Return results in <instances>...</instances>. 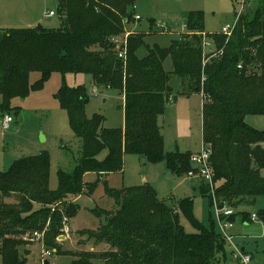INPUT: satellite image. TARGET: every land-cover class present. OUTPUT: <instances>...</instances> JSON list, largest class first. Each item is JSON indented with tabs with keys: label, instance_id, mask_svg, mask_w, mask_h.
<instances>
[{
	"label": "trees",
	"instance_id": "trees-1",
	"mask_svg": "<svg viewBox=\"0 0 264 264\" xmlns=\"http://www.w3.org/2000/svg\"><path fill=\"white\" fill-rule=\"evenodd\" d=\"M133 3L58 0V28L0 29L3 113L12 98L41 89L54 72L89 75L97 90L114 89L124 99L123 127L105 128L103 116L86 117L89 95L84 86L60 87L55 97L81 141L80 156L71 172H57L56 190L48 186L46 152L20 158L0 171V196L18 198L14 203L0 201V264H25L21 250L28 253L34 233L41 235L44 249L72 257L70 264H226L227 242L212 214L203 225L193 217L190 199L169 207L148 183L120 189L105 183L114 211H101L105 222L96 231L81 233L107 250L62 252L56 242L76 212L71 199L95 189L96 183H84L86 174L121 173L126 154L163 160L179 176L193 169L190 153L164 151L158 118L170 100L172 76L180 79L185 94L202 96V144L211 150L213 196L207 184L199 190L209 208H230L232 214L220 215L222 219L246 222L251 216L246 208L264 197V131L245 123L247 115L264 114V0H256L252 17L238 14L229 38L205 32L203 13L192 11L184 20L185 32L168 46L145 45L151 33L132 32L125 58H119L113 39L120 38L123 48L124 31L135 21ZM140 48L146 49L142 57L137 55ZM167 58L170 71L163 67ZM32 72L40 78L30 86ZM103 150L107 154L98 160ZM180 215L194 224V233L183 230ZM255 215L264 225V208Z\"/></svg>",
	"mask_w": 264,
	"mask_h": 264
},
{
	"label": "rangeland",
	"instance_id": "rangeland-1",
	"mask_svg": "<svg viewBox=\"0 0 264 264\" xmlns=\"http://www.w3.org/2000/svg\"><path fill=\"white\" fill-rule=\"evenodd\" d=\"M19 3L30 5L43 16L46 12L53 11L54 16L43 18L39 23L30 28L42 26L44 28H58L59 19L56 15L58 0H16ZM134 0V15L140 17L128 26L123 37L127 39L132 32L149 34L145 37V45L159 44L168 46L171 40L179 38L185 32L184 20L189 12L200 11L204 17V31L207 33H220L226 24H232L236 15L252 17L257 8L256 0ZM242 8V10H241ZM241 10V11H240ZM239 15V16H240ZM160 24L162 28H160ZM24 28V27H21ZM158 31V33H157ZM127 34V35H126ZM120 39V38H119ZM118 39V40H119ZM146 54L145 48H140L137 55ZM166 71L171 70V60L163 62ZM40 78L38 72L29 75V85H34ZM70 88L84 86L88 92V102L85 105V115L91 118L94 114L103 116V127L121 128L124 124V99L123 95L112 89L97 90L92 85V79L86 74L54 72L44 82L39 90H30L24 98L14 97L9 102V111L3 113L0 109V171H7L18 159L34 156L40 152L49 155V189L56 190L57 172L59 170L71 172L80 156L81 141L74 137L69 126L67 113L60 107L55 97L62 86ZM170 100L166 104L164 113L158 118V124L163 136L165 153L179 151L181 153L195 154L200 152L202 144V96L198 93L185 94L178 77H171ZM91 88H93L91 90ZM1 103V96H0ZM4 115H10L16 129L11 126L2 127ZM245 123L258 131H264V114H250L245 117ZM106 150L98 156V160L105 158ZM125 156V157H124ZM123 156V169L121 173L99 175L86 174L84 183H96L92 194L83 193L74 201L76 212L64 224L68 225L62 230L56 242L62 252L89 251L91 247L98 251L107 250L105 244L94 246L81 232L96 231L104 222L105 215L101 211H114L113 200L105 193V180L109 188L150 184L156 191L159 199L164 200L169 207H176L178 201L190 199L192 201V214L195 220L206 225L210 213L215 219V209L209 208L207 199L202 197L199 187L206 183L198 176L193 178L187 175L173 174L165 161L149 162L143 157L126 154ZM208 185V184H207ZM211 194V190L209 189ZM2 199V200H1ZM18 198L11 195L2 198L5 203L17 202ZM39 205H35V209ZM264 208V197H260L246 211L250 214ZM240 218V217H236ZM235 218V219H236ZM236 220L233 228L228 229V234L243 235L246 239H253L247 245V250L254 254V259L249 264H264V234L257 231L258 223L241 224ZM235 221V220H234ZM233 221V223H234ZM180 224L186 233H194L196 227L185 216L180 215ZM69 228V229H67ZM257 232V233H255ZM248 237V238H247ZM34 243L27 249L28 253L21 250L25 264H43L42 254L44 247L42 241L34 239ZM234 240V241H235ZM239 241V240H238ZM93 249V250H94ZM48 264H70L72 257L59 253L49 248ZM220 259L223 261V257ZM2 256L0 254V263ZM225 261V259H224ZM226 264H239L231 257V249L226 248Z\"/></svg>",
	"mask_w": 264,
	"mask_h": 264
},
{
	"label": "built area",
	"instance_id": "built-area-1",
	"mask_svg": "<svg viewBox=\"0 0 264 264\" xmlns=\"http://www.w3.org/2000/svg\"><path fill=\"white\" fill-rule=\"evenodd\" d=\"M242 10V9H241ZM240 10V11H241ZM54 12H48L45 16H53ZM238 16L235 18L234 22L232 24H226L222 27L221 29V34L226 36V38H229L230 35L232 34L237 20ZM135 20H139L140 17L137 16L136 14L134 15ZM160 28H162L160 24ZM127 35V34H126ZM113 42L116 43L117 49H118V57L119 58H125V44H126V39L124 38L123 40V48L121 47L122 44H119L118 39H113ZM208 46V45H206ZM12 122L11 117L5 115L3 117V120L1 121L2 127L4 129H7L10 126V123ZM210 154L211 150L208 146H203L200 152L191 154L190 156V163L191 166L193 167L192 170L188 171L186 173L187 177L193 178L195 176L200 177L206 184H208L209 189L212 191L211 195L213 196V191H214V185H213V176H212V171H211V164H210ZM214 209H215V220L217 223V228L219 232L223 235L224 239L227 242V246L231 249V257L233 260L237 261L239 264H248L251 261V255L248 253H245L241 249V244L238 241V237H235L237 241L234 239V237L230 234H228V229L231 228L232 223L229 222L226 219H222L221 216L226 217L232 214V210L227 207H223L221 209H218L216 205L214 204ZM250 220L255 221L257 220V217L255 214H252L250 216ZM66 228V226H65ZM34 236L36 240H39L41 238V235L34 233ZM235 240V241H234ZM51 252L48 250H44L42 254V260L43 264L46 262L47 256H50Z\"/></svg>",
	"mask_w": 264,
	"mask_h": 264
},
{
	"label": "crops",
	"instance_id": "crops-1",
	"mask_svg": "<svg viewBox=\"0 0 264 264\" xmlns=\"http://www.w3.org/2000/svg\"><path fill=\"white\" fill-rule=\"evenodd\" d=\"M49 12H53V11H49ZM47 13L48 12H46L42 16L41 13H39L38 11H36L34 9V7H32L28 4L25 5L23 3H19V1H16V0H0V29L21 28V27L30 28L33 24L39 23L43 18H47L48 16H45ZM53 16H51V17H53ZM157 33H158V31H157ZM92 89L93 88H91V90ZM262 174H264V170H262ZM85 176H84V178H85ZM106 177L109 178L108 175ZM84 178H83V181H84ZM98 178H99V180L104 179L103 175H99ZM105 182L107 183L106 180H105ZM76 198L77 197H74L73 199H71V201H74ZM252 214H255V213H252ZM237 219H239L238 220L239 223H241V224L243 223L245 225L251 224L254 222L258 223V224H256V225H258L257 231H260L262 234H264V225L258 219L255 221L249 220L246 222H242L241 218H236L234 223L232 224L231 228L234 227V224L236 223ZM66 226L68 227V225H66ZM67 229H69V228H67ZM255 233H257V232H255ZM236 236H238V240H239V243L241 244L240 246H241L242 251L250 254L252 256L251 260L254 259V254L251 251L247 250L248 243L253 239H246L243 235H236ZM253 241H255V240H253ZM30 246L31 245H27L26 248L29 249ZM106 248H107V246H106ZM93 249L94 248L91 247L89 250H93ZM94 250H98V249H94Z\"/></svg>",
	"mask_w": 264,
	"mask_h": 264
},
{
	"label": "bare ground",
	"instance_id": "bare-ground-1",
	"mask_svg": "<svg viewBox=\"0 0 264 264\" xmlns=\"http://www.w3.org/2000/svg\"><path fill=\"white\" fill-rule=\"evenodd\" d=\"M245 1H247V0H243V1H242V5L245 3ZM241 9H242V8H241ZM134 20H135V19H134ZM4 116H5V115H4ZM7 116L11 117L10 115H7ZM11 119H12V117H11ZM12 122H13V119H12ZM12 122H11V123H12ZM11 123H10V126H11ZM12 125H14V124H12ZM15 126H16V125H15Z\"/></svg>",
	"mask_w": 264,
	"mask_h": 264
},
{
	"label": "water",
	"instance_id": "water-1",
	"mask_svg": "<svg viewBox=\"0 0 264 264\" xmlns=\"http://www.w3.org/2000/svg\"><path fill=\"white\" fill-rule=\"evenodd\" d=\"M11 128H12L13 130H15V129H16V126H15V125H11ZM45 264H48L47 261L45 262Z\"/></svg>",
	"mask_w": 264,
	"mask_h": 264
}]
</instances>
